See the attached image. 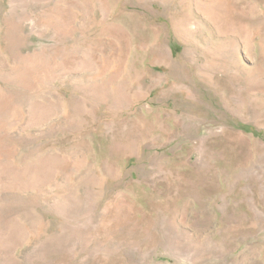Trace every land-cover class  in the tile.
Here are the masks:
<instances>
[{
  "label": "rangeland",
  "instance_id": "374dc122",
  "mask_svg": "<svg viewBox=\"0 0 264 264\" xmlns=\"http://www.w3.org/2000/svg\"><path fill=\"white\" fill-rule=\"evenodd\" d=\"M0 264H264V0H0Z\"/></svg>",
  "mask_w": 264,
  "mask_h": 264
},
{
  "label": "bare ground",
  "instance_id": "6f19581e",
  "mask_svg": "<svg viewBox=\"0 0 264 264\" xmlns=\"http://www.w3.org/2000/svg\"><path fill=\"white\" fill-rule=\"evenodd\" d=\"M49 18V17H48ZM46 19V18H45ZM67 54H69V52L67 53ZM66 57H67V55H66Z\"/></svg>",
  "mask_w": 264,
  "mask_h": 264
}]
</instances>
